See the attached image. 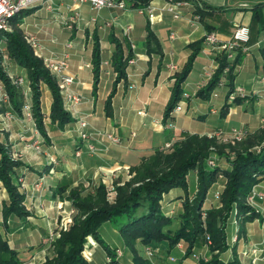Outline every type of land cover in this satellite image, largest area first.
Here are the masks:
<instances>
[{"label":"crops","instance_id":"crops-1","mask_svg":"<svg viewBox=\"0 0 264 264\" xmlns=\"http://www.w3.org/2000/svg\"><path fill=\"white\" fill-rule=\"evenodd\" d=\"M167 1L150 2L154 7L151 18L146 13L138 12L129 3L124 9L104 7L95 11L89 2L76 3L73 0H51L54 10L37 5L26 16L32 17V23L27 27L35 35L38 29L46 33V30L41 29L44 19L61 24L62 17L68 19L74 12L78 13L71 24L73 26L61 24L68 29L67 34L74 31L71 38L79 37L77 42L71 38H45L44 35L38 39L43 42L46 55L50 52L58 55L67 53V73L73 76L68 90L82 99L77 105L64 103L73 120L64 127H58L57 123L50 122L51 98L47 88L42 87L41 108L44 122L52 126H47L45 134L36 129L33 121L23 117V111L18 114L15 111H2L0 108V143L18 156L21 165L15 169L12 179L15 184L19 185V181L22 183L24 205L30 208L28 215L12 214L4 222L2 209L3 204L8 201V194L0 181V231L9 246L18 252L22 264H41L45 260L46 257L43 256L46 245L41 239L52 228L57 227L58 220L67 218L74 212L67 197L72 188L79 184L96 185L99 181L109 183L114 176H127L126 172L138 167L155 150H161L165 143L180 140L183 132L205 134L216 128L240 127L234 125L233 119L245 120L248 130L254 124L247 121L246 114L241 116L238 102L227 99L223 92L217 93L214 90L205 98L198 95L209 80L207 73L217 67L215 52L203 41L190 70L196 76L190 78L189 72L182 84L181 110L166 118L164 115L175 75L183 70L191 53L188 44L203 40L207 32L205 24L214 26L213 31L223 37L231 35L236 25L249 27L250 39L246 47L241 49L243 55L239 64L253 58L260 68L253 82L248 83L249 87H246L247 93L244 95L246 98L242 101L250 105H264V50L258 44L264 35V0H200L207 6L221 8L223 11L206 12L203 21L199 18L195 25L190 21L195 14L193 0H178L182 2L179 18H173L169 12L162 10ZM260 4L259 18L254 22L253 8ZM148 27L153 33L149 42ZM94 36H97L101 46L97 80L92 69L93 51L88 50L89 42H93ZM113 39L122 44L126 62L125 76L120 79H117L113 66ZM8 60L13 61L10 58ZM10 64L12 72L24 78L22 67L16 62ZM239 64L235 68V77L241 68H238ZM170 65L175 68L171 69ZM234 87L244 90V87L235 83V78ZM226 102L229 107L225 115L221 116V109ZM184 103L186 109L183 107ZM216 116L223 119V124L209 126L207 122L212 119L210 117ZM81 119L87 124L80 128ZM263 119L264 112L261 111L255 124L263 122ZM168 122L172 123V128L165 127ZM81 132L87 135L85 139L80 137ZM106 133L117 135L119 143L110 142ZM43 142H46L45 145L41 144ZM191 173L194 189L191 192L188 190V193L193 196L197 189V172L192 169ZM41 177L43 180L40 181ZM38 181L41 182L40 191L32 193L31 189ZM183 195L180 188H173L165 193L161 200L162 212L169 217L180 214ZM40 204L42 209H38ZM255 207L264 211V198L257 200ZM255 210L258 216L242 227L233 217L226 225L228 241L231 237H236L234 250L241 264H264V253L254 260L253 256L242 254L254 244L264 242L261 212ZM110 224L115 238L117 237L115 241H106L101 232L104 226L108 228ZM178 224L179 221H175L173 226ZM100 226L99 235L112 253L109 255L102 245L88 236L82 250L83 257L90 264H135L131 251L120 235L119 223L109 220ZM148 246L155 250L151 264L198 263L192 254H185L184 242H179L172 248L165 241H153ZM117 250H120V254ZM194 250L198 253V250ZM202 251L203 249L200 252ZM231 254V250H227L221 255V259L230 260ZM111 257L117 262L110 261ZM170 257L173 260H169Z\"/></svg>","mask_w":264,"mask_h":264},{"label":"trees","instance_id":"trees-1","mask_svg":"<svg viewBox=\"0 0 264 264\" xmlns=\"http://www.w3.org/2000/svg\"><path fill=\"white\" fill-rule=\"evenodd\" d=\"M128 3L136 7H144L152 0H127ZM194 1V13L199 15L203 21L206 12H221V8L207 6ZM262 4L253 8L254 22L259 18V8ZM33 7H27L20 10L11 19L10 23L15 26L17 22L33 12ZM207 32L213 31L212 25L205 24ZM147 40L153 37L150 28H147ZM203 40L191 42L188 48L191 53L183 70L175 75V81L172 87L171 97L165 109V118L169 117L171 111L182 99V84L191 70L192 62L201 49ZM0 42L5 46V54L15 61L17 65L26 70L27 79L31 88V100L33 117L37 128L42 134H45L43 128V114L40 108V85L45 84L50 90L52 101L50 105V120L57 123L58 127H64L73 120L69 111L63 104L58 84L55 78L49 73L41 58L34 55L30 45L25 41L24 34L20 28L0 33ZM115 43V55L113 57V66L117 73V79L125 76V59L123 56L122 44L117 40ZM92 69L94 77L97 80L100 68L99 41L94 36ZM247 45V44H246ZM241 47L235 52L234 60L229 62L224 53H215L217 68L203 89L198 92L199 96L208 97L216 85L223 78H226L228 86L227 99L230 93L234 92L235 68L242 57ZM3 54L0 51V81L10 97L12 109L20 114L22 107V97L11 83L9 76L2 68ZM130 57V53L128 58ZM228 67L227 73L223 70ZM237 97L234 102H240L246 97ZM229 104L226 102L221 109V116L225 115ZM184 141L181 145H174L169 152L155 150V152L146 158L138 167L132 169L136 174L130 182L115 188L117 197L114 202H109L106 196V185L100 183L94 194L81 196L77 190H71L70 198L74 209L81 211L82 217L74 219L73 223L60 233V236L53 242L54 255L47 258L42 264H90L82 255V250L86 238L92 236L110 255L112 252L103 242L99 235L100 224L105 221H116L122 217L119 223V232L125 245L131 251L135 264H150V262L141 257L135 247L136 243L148 245L155 242H167L170 248L179 242L186 244V255L192 254L198 241L205 234V229L200 221V212L206 211V228L213 243L212 250H226V225L233 205L236 206L235 219H240V227L246 222L253 220L258 216L257 212L246 203V197L252 188L264 182V148L260 151H251L244 149L243 152H236L229 160V167L225 168L219 164L204 165L203 161L209 156L210 148L214 141L206 136H198L183 132ZM21 165L17 160L10 157L8 147L0 143V181L2 182L7 194L8 201L3 204V220L12 215L25 216L28 212L24 207L25 195L18 190V184L13 182L15 169ZM140 169L139 173L137 170ZM192 169L197 172V189L192 197V204L189 205V193L187 184V174ZM222 174L226 183L220 195L221 209L211 206L203 207L209 188L216 183L217 176ZM138 183L135 187L132 183ZM173 188H180L183 191L182 212L174 217L166 216L161 210V200L165 193ZM211 203V201H210ZM191 206V208H190ZM140 207L145 211L138 214ZM176 219V220H175ZM175 221H179L177 226H173ZM241 229V228H240ZM110 261L117 262L114 258ZM0 264H22L19 254L12 249L7 239L0 231ZM197 264H241L235 250L232 259L223 261L214 256L209 261L199 260Z\"/></svg>","mask_w":264,"mask_h":264},{"label":"rangeland","instance_id":"rangeland-1","mask_svg":"<svg viewBox=\"0 0 264 264\" xmlns=\"http://www.w3.org/2000/svg\"><path fill=\"white\" fill-rule=\"evenodd\" d=\"M30 18H32V17H30V16H29V18L28 17H24L22 19V21L17 22L15 26H13L10 23L7 30L10 31V30L14 29V27L15 28H20L22 30L23 34H24L25 41L29 45H30V43L28 42V38H31V37L38 38V37L44 35L45 38H48L49 36H51V37H55L56 39L63 40L64 38H71L73 36V34H74L73 33L74 32L73 30L72 31H69V34H67L66 32H67L68 29H66L63 25H61L63 23V21H64V22H66V23H63L65 26H70L73 21H70V20H67V19L64 20V18L62 17L60 19L61 20V24L55 23V22H50L49 19H44L41 22V27H42L41 29L46 30V33H44V31L38 29L35 32V35H33L28 30L29 27H27L28 25H30L32 23V21L30 20ZM71 26H73V25H71ZM46 34H48V35H46ZM71 39L74 42H77L79 40V37H76L75 39L74 38H71ZM41 43H43V42H41ZM3 44H4L3 42H0V51L3 54V57H2V68L5 71V73L9 76V78L11 80V83L15 86V88L17 89V91L21 95L20 98L22 97L21 98L22 99V101H21V103H22L21 112L23 111V114H22L23 117L25 119H29L30 121H33L34 124H35L36 129L40 132V130L36 126V123H35V120H34V117H33V111H32V106H31V104H32V100H31V88L29 86V81L27 79L26 70L24 68H22V70H24L23 73H22V75L24 76V78L21 77V76H18L15 72H12V68H11V64L10 63L11 62L12 63H15V61H9L8 60L9 57H8L7 54H5V46ZM89 44L90 45L88 46V50L93 51L94 43L93 42H89ZM30 47H31V45H30ZM100 48H101V46H100V42H99V49ZM31 49L33 50L34 55L37 56L38 58H40L36 54V50H34L32 47H31ZM41 59L43 61V58L42 57H41ZM240 60H239V62H240ZM239 62H238V64H239ZM43 64L45 65V67L49 71V73L55 78V80H56V82L58 84V88H59L60 94H61L62 99H63V104L64 103L70 104L66 100L64 91L60 87V82H59V80L57 78V74H55V72L51 71L49 69V67L46 66V64L44 63V61H43ZM92 66H93V64H92ZM238 68H240V71L237 74V76L235 77V83L236 84H239L242 87H244L243 94H246L247 93L246 92V87H249L248 83H252L253 82V79L256 78L257 70L260 68V66H256V63H255V61H254L253 58H248L244 63L242 61L238 65ZM189 76H190V78H194L196 76V73L192 72ZM18 78H22V82L21 83L16 81ZM42 87H46L47 88L48 93H49L50 98H51V101H52V97H51L50 90L48 89V87L45 84H41L40 85L41 95H42V90H41ZM214 90L217 93H222L223 92L224 97H226V95L228 93V86L226 85V78H223L221 80V82L218 85L215 86ZM234 90H238V88L237 89H234ZM26 92H28V93H26ZM234 92H232V93H234ZM29 93H30V95H29ZM232 93H230L228 99L231 100V101H234V99L237 97L236 96L237 94L234 95L233 98H230V96L232 95ZM240 96H243V95H240ZM262 99H263V102H264V93H263ZM259 100L261 101V99H259ZM183 107H184V109H186V103H184ZM237 107L240 108L241 116L242 115L244 116V114H246L245 117L248 118L247 121H250L251 123H254L253 125H251V126L248 127V128H250L248 130L245 127V120L242 121V120L233 119L232 122L235 123L234 125L240 126V127H235V128H238V129H240L242 131V138L240 140H231L230 137H229L230 136V133L229 132H230L231 128H234V127H229L227 129H225V128H216L215 130H213L211 132H207L205 134H199L197 132L190 133V134H197L200 137L206 136L207 138H209V139H211V140L214 141L213 146L210 148V152L211 153L203 161V164L204 165H208L209 164L208 163V160L211 159V160H213V162H214L215 165L219 164L222 167L228 168L229 167V160L233 158V156L235 155V151L236 152H243L244 149H248V150H251V151H260V150H263V148H264V119H263V122L260 121V123H258V122H257V124H255V123H256V121H258V115L261 113V111L264 112V105L263 106L262 105L261 106H258V105H254V104H251L250 105V104L246 103L245 101H242V102H238ZM0 108H1L2 111H6V110H8V111H14L12 109V103L10 101V97H9L8 93L6 92V90H5L4 86H3V83L1 81H0ZM40 108H41V97H40ZM41 112H42V108H41ZM3 114H6V113L4 112ZM42 114H43V112H42ZM49 114H50V112H49ZM210 118H212V119H209V121L207 122V124L209 126H218V125L223 124V122H224L223 119L220 120L217 116L216 117H210ZM50 122H51V120H50ZM175 122L174 123L176 125H179V122H177V121H175ZM47 126H48V128H51L52 127L50 123L44 122V114H43V128H44V130L47 128ZM216 131L220 133L218 136H216L214 134V132H216ZM183 141H184V139L182 137L180 140H178L177 142L173 143L172 147L174 145H181ZM45 143L46 142H43L41 144L45 145ZM8 150H9L10 157L12 159H14V160L19 161L18 156H16L15 154H13L11 152V150L9 149V147H8ZM160 151H162V152H169L171 150H168V151L167 150H160ZM139 171H140V169L137 170V173H139ZM191 172H192V170L189 171V173L187 174V184H188V190H189V192H191L194 189V182H193V179H192V173ZM126 175L127 176H125V177L124 176H114V178H112L111 181H109V183H104L102 181H99L98 183H96V185H92V184L87 185L86 184V186H84L83 184H79L78 186L72 188L71 190H74V189L77 190L80 193V195L83 197V196H86L87 194H94V192H95L96 188L98 187V185L100 183H102V184H105L106 185V191H107L106 196H107V200L109 202H114V200L117 197L115 188L117 186L124 185V183H126V182H130L136 176V174L132 170L129 171V172H126ZM41 180H43L42 177L40 178V181ZM40 181H38L37 183H35L38 186H35L34 185L32 187V189H31V192L32 193L39 192L40 191V183H41ZM225 183H226L225 177L222 176V174H219L217 176L216 183L213 184L209 188V190L207 192L206 199H205V202H204V206L203 207L208 208V207L214 206V207H217L216 210L222 208L219 198H220V195H221V192H222V190L224 188V184ZM137 184L138 183L133 182L132 183V186L135 187ZM216 186H218L216 192H219V195H218L217 198L214 197V194L216 193L215 192ZM18 190L21 193L24 194V187H23V185H22V183L20 181H19V185H18ZM71 190L69 191V194H68L67 197L70 200V204H71L72 208H74L73 207V204H72V200L70 198ZM192 197L193 196H190V195L188 197V200H189L188 203H189V205L192 204ZM210 201H211V203H210ZM256 201H254L253 203L252 202L249 203V202H247V197H246L245 203L249 207H251L253 209L255 208V209H257L258 212H261L262 224L264 225V211L261 210V209H259V208H256L255 207V202ZM24 207H25V205H24ZM28 207L27 206L25 207V210L27 212L30 210V208H28ZM190 208H191V206H190ZM38 209H42L41 204L39 205ZM236 209H237L236 206L233 205L232 210L230 211V215H229V217L227 219V222H228V220L230 218H232V217L235 218ZM144 211H145V208L140 207L138 209V214H141ZM82 214L83 213L81 211H78V210L74 209V212H72L69 215V217H67V218L64 217V218H61L60 220H58V223L56 225L57 227L54 228V229L52 228L47 233L46 236L42 237L41 240H42L43 244L46 245L45 246L46 247V252H45V254L43 256V257H46L45 260L47 258H50V257H52L54 255V251H53V242H54V240L60 236V233L62 231H65L73 223V220L74 219H76V218L77 219H80L82 217ZM200 214H201L200 221H202V226L205 229V234L198 241V245L195 247V249L198 250V253H196L195 250H194V253H196L199 256V259H197V261H199V260L209 261L214 256H218V258L221 259V255H223V253L225 251H227V250H231V252H232L231 259H232L233 252H234V249H235L233 243L236 241V237L235 236L231 237L229 239V241H228V239L226 237V240H225V242L227 244V249L226 250H222V251H219V250H216V249L215 250H212L213 243L211 242V237H210L209 232H208V230L206 228V220H207L206 219L207 218L206 217V211L204 209H202L201 212H200ZM122 219H123L122 217H118L117 220L114 221V222H116L118 224V223H120L122 221ZM236 222H237V224L240 225V219H236ZM101 232H102L103 236L105 237L106 241H108V239H110L112 241H115L116 238H117V237L115 238V234L112 231L111 224H110V227H108V228L107 227L105 228V226H104ZM141 245H135L138 254L141 257H143L144 259H148V261L151 264V259L155 255L154 248H151L153 250L152 255H148L146 253V247L148 245H142V246ZM254 245H258V244L256 243ZM252 247L253 246H251L250 248H252ZM201 249H203L202 252H200ZM249 249L248 250H244L242 252V254L244 256L250 255ZM118 251H120V250H117V253H118Z\"/></svg>","mask_w":264,"mask_h":264},{"label":"built area","instance_id":"built-area-1","mask_svg":"<svg viewBox=\"0 0 264 264\" xmlns=\"http://www.w3.org/2000/svg\"><path fill=\"white\" fill-rule=\"evenodd\" d=\"M74 2H89L92 6V9L95 11H98L104 7H118L120 9H124L128 3L127 0H73ZM182 2L178 0H168L165 5L163 6L162 10H166L169 12L173 18H179L180 17V11L179 8L181 6ZM44 6L48 10H54L55 7L52 4L51 0H0V33L4 30L8 29V26L10 24V19L17 14L20 10L27 8V7H34V6ZM138 12L140 13H146L148 17L153 16L154 7L149 3L144 7H136ZM74 11V10H73ZM78 15L77 12H74L73 15L69 16L67 20L73 21L74 18ZM65 20V19H64ZM191 24L195 25L199 22V16L197 14H193L191 17ZM63 23H66L63 21ZM250 39V29L246 25H236L231 35L223 37L216 31H210L206 32L203 37V42L211 47V49L215 53H224L226 55V58L229 60V62L234 60L235 52L238 48L244 49L246 47V44H248ZM28 42L30 43L31 47L36 50V54L41 58H43L44 63L46 66L49 67V69L55 74H57V78L60 82V87L64 91L66 100L70 103V105H77L81 102L82 97L71 92L68 90V86L73 82V76L67 73L68 70V61H67V53L63 54H55L53 52H50L49 55L44 54V46L42 45L41 41L36 37L28 38ZM263 50H264V35L259 40V43ZM68 46V45H67ZM171 69H174L175 66L170 65ZM217 68V67H216ZM215 70L207 73V79H210L212 74ZM228 67H225L223 72L227 73ZM17 82H22V78H18L16 80ZM243 89L239 88L238 90H235L234 93L230 96V98H233L236 93L243 95ZM215 95V94H214ZM187 96L185 95L184 98ZM28 107V106H27ZM181 103L180 101L177 103V105L174 107V109L171 111V113L177 112L181 110ZM87 124V122L83 119L79 121V126L84 127ZM166 128H172L173 125L171 122H168L165 124ZM230 139L231 140H240L242 138V131L238 128H231L230 130ZM216 136H218L219 132H214ZM108 139L112 143H119L120 139L117 135L112 133H106ZM80 137L82 139H85L87 135L85 133H80ZM173 143H165L160 149L161 150H171ZM90 150L92 147H88ZM209 165H213V160H208ZM35 186H38L35 184ZM219 192H216L214 194V197H218ZM264 198V182H260L256 184L251 192L247 196V202L253 203L256 200H261ZM264 226V225H263ZM146 253L148 255H152L153 250L151 247H146ZM249 253L251 256H253V260L255 258H258L261 256L262 253H264V242L260 245H253L252 248L249 249ZM118 254L120 252L118 251ZM193 258L196 260L199 259V256L196 253H192ZM169 260H173V258H169Z\"/></svg>","mask_w":264,"mask_h":264}]
</instances>
